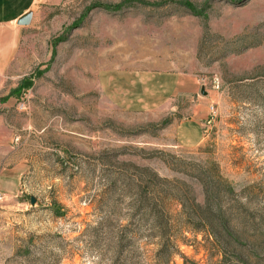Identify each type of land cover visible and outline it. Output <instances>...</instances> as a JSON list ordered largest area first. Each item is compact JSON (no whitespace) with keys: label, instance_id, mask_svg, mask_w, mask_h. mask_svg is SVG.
<instances>
[{"label":"rangeland","instance_id":"374dc122","mask_svg":"<svg viewBox=\"0 0 264 264\" xmlns=\"http://www.w3.org/2000/svg\"><path fill=\"white\" fill-rule=\"evenodd\" d=\"M17 6L0 264H264V0H33L24 25Z\"/></svg>","mask_w":264,"mask_h":264},{"label":"trees","instance_id":"16d2710c","mask_svg":"<svg viewBox=\"0 0 264 264\" xmlns=\"http://www.w3.org/2000/svg\"><path fill=\"white\" fill-rule=\"evenodd\" d=\"M211 213L205 216L206 224L211 226L212 233L218 240L224 241V243L229 246L234 241H239L238 237L235 236L234 228L230 225V218L223 214L221 210Z\"/></svg>","mask_w":264,"mask_h":264},{"label":"crops","instance_id":"0c3cea01","mask_svg":"<svg viewBox=\"0 0 264 264\" xmlns=\"http://www.w3.org/2000/svg\"><path fill=\"white\" fill-rule=\"evenodd\" d=\"M30 1L32 2L33 0H29V3H27V0H0V18H2V20H3V18H5L8 15L16 14L15 12L10 13L9 11H7L8 7L10 6V4L13 5L14 3L19 5V7L17 6L18 7V11H16L17 12L16 16L18 18H21L23 15H25L26 9L29 7V4L31 3ZM195 121L196 120H193V121H190V122L196 123ZM188 142H189L190 145H193V146L197 145V144H199L201 142L200 133H198L197 129L192 132Z\"/></svg>","mask_w":264,"mask_h":264},{"label":"water","instance_id":"95a60500","mask_svg":"<svg viewBox=\"0 0 264 264\" xmlns=\"http://www.w3.org/2000/svg\"><path fill=\"white\" fill-rule=\"evenodd\" d=\"M29 20H30L29 16H23L22 18H20L19 24L21 25L27 24Z\"/></svg>","mask_w":264,"mask_h":264}]
</instances>
